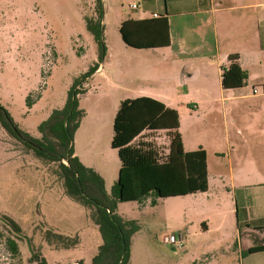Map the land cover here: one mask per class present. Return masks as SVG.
<instances>
[{
    "label": "rangeland",
    "instance_id": "rangeland-1",
    "mask_svg": "<svg viewBox=\"0 0 264 264\" xmlns=\"http://www.w3.org/2000/svg\"><path fill=\"white\" fill-rule=\"evenodd\" d=\"M93 8L92 0H0V106L20 132L39 139L38 126L53 110L65 105L71 89H77V106L85 116L73 138V153L102 179L103 192L110 196L118 180L119 160L110 141L120 101L135 98L142 90H160L178 102L190 92L194 99L183 100L180 113L187 131L210 128L223 137L225 125L219 102H198L195 94L199 86L190 91L192 82L181 85L175 67L124 46L115 11L106 10L103 14L102 54L85 25V18L94 15ZM238 13H218L220 41L226 33L236 34ZM94 65L97 70L83 78ZM245 87L247 94L253 91L249 81ZM251 102L224 99L228 132L232 108L238 111L237 126L246 127L254 119L256 105ZM144 135L160 152L167 148L165 132ZM223 144L222 140V148ZM18 146L0 127V264H29L31 252L23 238L18 241L19 256H11L5 240L15 236L4 218L17 225L47 264H91L102 243L91 211L66 194L56 175V163L39 161L32 154H25L23 147V153L17 152ZM221 149L213 143L208 151L207 193L161 199L156 205L150 200L142 204L117 203L115 213L139 227L130 237L129 264H240L235 249L240 239L235 229L230 228L218 242L216 236L220 235L204 233L200 222L208 215L205 210L224 209L234 226L235 211L229 212L231 204L227 198L232 195L231 184H237L242 173L248 174L246 182L255 184L253 193L259 199L264 194V177L259 175L261 169L250 162H244L245 169L237 175L227 155L216 153ZM241 215L239 211V218ZM185 231L188 235L182 240V247L172 246L173 250L164 242L166 237ZM50 234L61 236L64 241L76 239V244L57 247L47 242ZM246 239L243 232L242 244ZM217 248L221 251H215Z\"/></svg>",
    "mask_w": 264,
    "mask_h": 264
},
{
    "label": "trees",
    "instance_id": "trees-1",
    "mask_svg": "<svg viewBox=\"0 0 264 264\" xmlns=\"http://www.w3.org/2000/svg\"><path fill=\"white\" fill-rule=\"evenodd\" d=\"M92 3L94 15L85 18L86 29L98 43L102 54H105L102 45L103 3L102 0H92ZM118 33L122 43L129 48L143 50L169 46L166 16L126 20L119 25ZM237 59V55H229L226 57L228 66L221 67L220 81L223 90L241 88L247 80V74L240 69ZM97 68V65L91 67L83 78L93 74ZM78 93L77 89H71L65 105L53 110L49 118L38 126L39 139L20 132L1 106L0 127L9 135V139L19 143L17 152L23 153V147L25 154H32L39 161L56 163V175L66 194L91 211V220L98 227L102 241L91 264H129L130 237L139 227L136 222L125 221L115 213L117 203H141L150 199V203L155 205L160 198L206 192V153L202 149L184 151L178 132L179 117L175 110L148 97L123 100L113 119L110 141V147L117 153L120 169L111 195L106 196L102 179L92 169L84 167L73 153L74 134L85 115L77 106ZM145 132H165L168 138L165 151L160 152L147 137L144 138ZM4 219L15 236V239L8 237L5 240L11 256H19L18 241L24 238L31 250L28 263L47 264L35 252L29 239L21 234L17 225ZM46 237L48 243L61 248L76 244V239L64 241L63 237L52 234ZM257 252H264V245L247 251L249 254Z\"/></svg>",
    "mask_w": 264,
    "mask_h": 264
},
{
    "label": "crops",
    "instance_id": "crops-1",
    "mask_svg": "<svg viewBox=\"0 0 264 264\" xmlns=\"http://www.w3.org/2000/svg\"><path fill=\"white\" fill-rule=\"evenodd\" d=\"M237 1L240 4H237L235 0H145L144 2L139 0H102L104 12L106 10L115 11L118 25L126 20L151 19L153 14L166 16L169 26V46L156 49H134L140 51L136 54H143L145 57L153 59L157 57L155 61L172 65L175 67L176 77L180 75L179 70L182 68L185 79L180 84L192 82L189 86L190 91L194 86H199L198 94H195L198 102H219L225 125L223 137L220 132L212 131L210 128L206 130L201 127L197 131L190 132L184 127L180 114L184 107L182 101L189 97L190 100H193V93V95L190 92L183 95V100H178L179 103L160 90H142L139 96L131 98L148 97L177 112L179 117L178 132L184 151L192 152L202 149L206 153L207 181L208 151L213 143L218 144V149H221L222 140L224 141L223 148L216 150V153L227 155L229 165L231 169L233 166L236 168L237 175L240 174V170L245 169L244 162H250L249 164H255L261 169L259 175L264 177V99H261L264 98V95H253L252 92L247 94L245 87L247 81L250 82L252 90L264 86V0ZM135 2L139 5L138 9L130 10L127 7L128 4ZM255 9H259V11H255ZM228 10L239 12L236 34L226 33L224 40L220 41L216 23L217 15ZM158 51L161 53H157ZM229 55L238 56L236 62L240 69L246 72L247 80L241 88L223 90L220 81L221 67L228 66L226 57ZM225 94L228 95L225 96ZM224 99L249 100L250 102L252 100V105H256L254 119L250 120L246 127H239L237 126V108L235 110L232 108L228 132L227 118L223 107ZM83 118L75 136L81 128ZM78 158L80 161V156ZM81 163H83L82 159ZM247 175L242 173L237 184H231L232 195H227L231 204L229 212L235 211L234 226L228 221V211L209 208L205 210L208 215L200 222V229L204 233L219 234L220 237L216 236V241L219 242L223 239V235L230 231V228L231 231L234 228L240 239V244L235 248L239 257L238 261H241L240 264H264V252L247 253L250 248L264 245V194L259 199L255 198L253 193L255 184L246 182ZM207 192L208 189L204 193ZM197 194L203 193L168 198ZM168 198H160L156 204L161 199ZM236 210H238L237 214L239 211L242 212L241 218L239 215L237 216ZM243 232L247 234L248 239L245 244L241 242ZM215 251L221 250L217 248ZM72 264H76V262Z\"/></svg>",
    "mask_w": 264,
    "mask_h": 264
},
{
    "label": "built area",
    "instance_id": "built-area-1",
    "mask_svg": "<svg viewBox=\"0 0 264 264\" xmlns=\"http://www.w3.org/2000/svg\"><path fill=\"white\" fill-rule=\"evenodd\" d=\"M140 2H144L145 0H139ZM139 7L138 3H130L128 4V8L130 10H137ZM153 18H156L157 15L153 14L152 15ZM253 95H264V86L261 87H257L255 89H253ZM188 234V231H185L184 233L178 232L177 234L170 236V237H166L164 239V242L167 245H171V246H176V247H182V240L185 238V236Z\"/></svg>",
    "mask_w": 264,
    "mask_h": 264
},
{
    "label": "water",
    "instance_id": "water-1",
    "mask_svg": "<svg viewBox=\"0 0 264 264\" xmlns=\"http://www.w3.org/2000/svg\"><path fill=\"white\" fill-rule=\"evenodd\" d=\"M183 79H185V76H184L183 69H182L179 75V81L182 82Z\"/></svg>",
    "mask_w": 264,
    "mask_h": 264
}]
</instances>
